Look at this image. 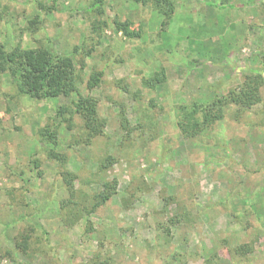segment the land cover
<instances>
[{
    "label": "rangeland",
    "instance_id": "obj_1",
    "mask_svg": "<svg viewBox=\"0 0 264 264\" xmlns=\"http://www.w3.org/2000/svg\"><path fill=\"white\" fill-rule=\"evenodd\" d=\"M41 1L0 0V44L49 47L78 82L41 100L0 74V264H264V86L238 120L178 124L264 70V0H162L171 17L155 0Z\"/></svg>",
    "mask_w": 264,
    "mask_h": 264
},
{
    "label": "trees",
    "instance_id": "obj_2",
    "mask_svg": "<svg viewBox=\"0 0 264 264\" xmlns=\"http://www.w3.org/2000/svg\"><path fill=\"white\" fill-rule=\"evenodd\" d=\"M104 0H95L90 11L99 8ZM162 0H155L160 12L171 17L174 12L172 2L165 5ZM39 10L45 8L41 0H36ZM168 6V7H167ZM234 7V6H232ZM47 9H51L48 7ZM36 23V20H30ZM249 68V67H247ZM164 72V70H162ZM243 83L230 89L226 93L218 94L210 99L193 101L181 106L182 116L178 122L181 130L196 134L206 130L222 120L226 110L235 106L236 119L248 113L254 106L262 101V87L264 86V70L249 68ZM9 72L20 93L30 95L34 98L46 100L60 96H70L77 88L78 78L75 74L72 61L49 47L24 48L21 44L8 50L4 44H0V74ZM158 75H161L160 73ZM158 75L154 78L158 79ZM93 81L99 78L92 75ZM76 113H80L86 120L88 137L101 132L100 118L97 110L88 101L78 100L74 104ZM63 108H58L57 113L62 114ZM51 136V133L49 134ZM114 193V183H105L104 190L93 197L91 211L96 210L106 203ZM258 219L264 220L263 215ZM264 224V221H262ZM29 236H23L17 241L16 247L26 250L29 247ZM241 249V247H240Z\"/></svg>",
    "mask_w": 264,
    "mask_h": 264
}]
</instances>
